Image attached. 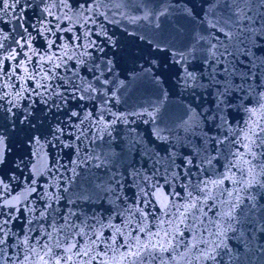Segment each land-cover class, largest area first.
Returning a JSON list of instances; mask_svg holds the SVG:
<instances>
[{"label":"water","instance_id":"95a60500","mask_svg":"<svg viewBox=\"0 0 264 264\" xmlns=\"http://www.w3.org/2000/svg\"><path fill=\"white\" fill-rule=\"evenodd\" d=\"M3 3L0 264H264V3Z\"/></svg>","mask_w":264,"mask_h":264},{"label":"snow or ice","instance_id":"6c2138e0","mask_svg":"<svg viewBox=\"0 0 264 264\" xmlns=\"http://www.w3.org/2000/svg\"><path fill=\"white\" fill-rule=\"evenodd\" d=\"M17 2H18V0H17ZM261 2L264 3V0H261ZM3 6L4 7H8L7 0H4ZM14 6L15 5H13V7ZM225 71H227V69H225ZM73 115H75V113H73ZM97 239H99V237H97ZM93 243H95V241H93ZM143 247L147 250L148 249V244H145ZM152 247L155 248V245H153ZM161 250L162 251H166V249H163V248ZM84 254L87 255L86 252ZM153 258H155V257H153ZM209 258H213L214 259V257H211V256ZM56 264H60L59 260L56 261Z\"/></svg>","mask_w":264,"mask_h":264}]
</instances>
